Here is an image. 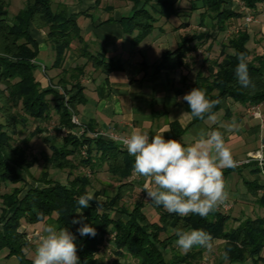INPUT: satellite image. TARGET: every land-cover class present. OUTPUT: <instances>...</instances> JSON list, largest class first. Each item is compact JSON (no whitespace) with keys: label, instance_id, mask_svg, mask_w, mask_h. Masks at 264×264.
<instances>
[{"label":"trees","instance_id":"obj_1","mask_svg":"<svg viewBox=\"0 0 264 264\" xmlns=\"http://www.w3.org/2000/svg\"><path fill=\"white\" fill-rule=\"evenodd\" d=\"M119 1L131 4L130 15L122 17L119 23L124 35H134L133 48L151 35L158 22L179 16L182 2L189 3V13L201 11L202 27L205 21L209 24L206 33L183 36L175 50L162 54L155 67L158 71L184 66L188 53L210 40L214 43L213 34L225 32L231 20L256 10L264 13V0H239L238 5L236 0ZM8 8L9 0H0V255L5 252V258H15L17 264H33L26 255L30 243L26 232L21 230L22 222L35 225L51 221L57 230L65 227L76 236L79 264H99L102 257L98 255L103 249L110 250L116 258H133L137 264H201L207 249L196 246L187 253L179 252L174 233L177 227L189 231L203 229L211 235L212 243L222 241L220 254L212 264L248 261L262 264L264 216L245 218L235 224L217 208L207 217L194 213L181 217L155 206L150 200L138 199L130 208L125 205V196L135 186L130 180L134 175V157L119 143L93 137L97 131L91 126L80 124L78 127L72 123L77 107L86 102L81 84L86 66L89 64L94 70L110 74L121 69L120 63L106 60L103 52L91 49L84 42L79 26L66 15L64 5L54 8L52 0H25L23 8L11 20L7 18ZM31 26L45 32L53 57L50 69L59 71L57 81L48 78L46 87L36 79L35 72L41 69L46 73V67L37 64L38 45L29 33ZM248 41L247 31L238 29L230 39L219 44L220 53L215 60H205L207 74L198 73L187 86L203 89L208 99L219 101L205 116L226 109L227 100L251 107L264 102V56L251 58L246 47ZM228 49L232 53H227ZM72 52L85 63L66 69L67 55ZM241 53L246 57L254 87L245 88L238 82L237 57ZM54 115L56 132L65 129L69 133L60 140L43 138L50 154H43L42 162L53 169L67 171L65 184L50 178L47 170H42L38 177L32 176L31 169L38 159H29L25 149L17 144L18 136L30 124L49 122ZM42 133L36 126L28 136L34 138ZM80 167L87 169L88 174L79 172ZM101 168L116 182V192L111 197L104 190H94L96 198L103 197L99 207L92 201L90 207L81 209L79 198L93 188L90 175ZM255 171L260 169L257 167ZM24 176L32 182L28 183ZM248 185L255 203L264 210V193L258 195L263 187L256 182ZM147 203L157 217L155 221L144 213ZM77 211H82V220ZM74 219L81 223L73 224ZM81 224L94 227L96 235L81 236L77 231Z\"/></svg>","mask_w":264,"mask_h":264},{"label":"crops","instance_id":"obj_2","mask_svg":"<svg viewBox=\"0 0 264 264\" xmlns=\"http://www.w3.org/2000/svg\"><path fill=\"white\" fill-rule=\"evenodd\" d=\"M65 10L66 15L76 21L84 42L91 49L103 52L106 60L118 61L121 65L119 71L110 74L94 70L89 64L86 66L85 75L81 79L86 102L76 109L78 122L91 126L95 131L114 132L120 137H128L133 128H139L148 133L149 137L162 134L165 139H177L184 145L192 144L198 138L200 129L205 133L220 131L237 164L234 168H225L230 169L229 171L223 170L228 199L216 208L229 215L235 224L245 218L264 216V210L255 203V197L248 190V184L256 182L263 187L258 195L264 193V164L260 166L250 158L258 151L264 158V106L259 107L261 117L257 118L252 116L251 106L227 100L226 109L217 110L204 116V119L194 121L183 115L190 110L187 102L182 99L190 92L191 89L187 86L194 82L196 75L207 74L208 64L205 60L213 61L219 56V44L223 42L220 37L227 41L238 29L246 28L250 43L246 47L251 52V58L264 56V46H261L264 43V13L259 10L253 12L254 20L249 24L244 21L247 13L240 19L231 20L225 32L213 34L216 38L214 47L208 49V45L212 43L210 40L205 52L200 50L203 48L201 46L188 53L181 68L158 71L155 67L161 61V55L177 48L180 32L189 36V31L194 27L199 30L197 34L207 32L209 24L205 21V27L200 25L201 11L179 14V23L167 25L168 21H163L157 24L151 35L133 48L131 39L134 35H124L119 23L122 17L130 15L131 6L127 12H123L121 8L106 7L99 0H77L76 5H67ZM259 16H262V20L258 19ZM108 19L111 21L106 22ZM29 33L38 45L37 64L40 66L38 62L44 63L47 60L51 64L53 57L45 41V32L31 26ZM227 53L232 51L228 49ZM84 63V59L72 52L67 55L65 68ZM54 71L46 67L45 72L51 78L53 76L49 73ZM36 79L46 87V74ZM209 116H214V119H209ZM257 167L260 171L256 172ZM24 179L28 183L32 182L26 176ZM130 180L135 184V194L147 195L143 191L146 178L134 174ZM115 192L116 189L109 195L112 197ZM147 201L148 197L145 202ZM43 223L47 222L27 226L34 230ZM215 242L222 243L214 241L213 244Z\"/></svg>","mask_w":264,"mask_h":264},{"label":"clouds","instance_id":"obj_3","mask_svg":"<svg viewBox=\"0 0 264 264\" xmlns=\"http://www.w3.org/2000/svg\"><path fill=\"white\" fill-rule=\"evenodd\" d=\"M236 76L242 87H254L249 76L246 57L238 55ZM190 111L183 113L190 119H204L219 102L207 98L203 89L194 87L182 97ZM214 119V116H209ZM198 138L189 145L177 139H165L162 134L149 137L148 133L133 128L122 143L129 155L134 157L133 173L146 178L143 191L155 206H162L168 213L181 217L190 213L201 217L214 211L228 199L223 176L225 168H234L231 149L220 131L205 133L200 129ZM95 201L97 207L103 197L96 198L89 191L78 200L81 209L90 207ZM82 217V211H77ZM73 220V224L81 223ZM81 236H95L96 229L89 224H81L77 229ZM39 235L33 264H79L76 236L67 228L57 230L55 225L44 229ZM176 245L185 253L193 247L212 249V237L203 229H174Z\"/></svg>","mask_w":264,"mask_h":264},{"label":"rangeland","instance_id":"obj_4","mask_svg":"<svg viewBox=\"0 0 264 264\" xmlns=\"http://www.w3.org/2000/svg\"><path fill=\"white\" fill-rule=\"evenodd\" d=\"M52 1H53V7L56 8V6L58 5L74 6L76 5L77 0H52ZM99 2L102 3L104 6L109 7L111 9H113L114 7L118 9L121 8L123 12H127L131 6L130 3H124L119 0H99ZM24 4H25V0H9V8H8V16H7L8 20H11L13 16L17 13V11L23 8ZM188 4H189L188 2L181 3V6H182V11L180 13L181 15L183 13H187ZM238 4H239V0H236L235 5H238ZM250 15H252V13ZM258 19L262 20V16H259ZM162 22L163 20L160 21V23L158 24H161ZM179 22L180 21L178 20L177 17H172L170 20H168L167 25H172V24L179 23ZM191 30H192L191 32L189 31V36L199 32V30L196 27H194ZM244 30H246V28H244ZM179 35L181 37L184 36L182 32H180ZM220 39L223 42H226L225 39L223 40V37L222 38L220 37ZM207 44L202 46L203 48H201L200 50L203 51L205 48H207L209 46V45L207 46ZM248 45L250 46V43H248ZM261 46H264V43L261 44ZM212 47H214V43H212L211 48ZM39 60L43 62L41 58ZM38 63L40 64L42 68L44 66V67H47L48 70L50 69L51 64L49 63L48 60L44 63H40V62ZM58 73L59 71H54V72H50L49 74L50 76H53L51 78L54 81H57L56 75ZM35 74L37 78H41L45 74L49 78V75L47 73L45 74L42 73L41 69L40 71H36ZM36 126H39V128L43 130V133L39 136H35L34 138H29L28 136L29 133ZM56 127H57V117L55 115L53 116V119L49 122L37 121L36 123H32L30 124L26 132H22L18 136L19 138H18L17 144L20 145L23 149H25L29 159L33 157L38 159V162L31 169L32 176L38 177L40 173L42 172V170H47L50 177H52L54 180L62 184H65L67 182V171H59L57 169H53L51 167H48L46 164L42 162V155L50 154L48 144L44 142L43 138L46 137V138L53 139V140H58V139L60 140L62 138L61 134L56 132ZM97 131H101V130H97ZM79 172L87 173V169L80 167ZM90 178L92 180V186H93V188L89 189V191L91 192H94V190H104L105 192H108L110 194L114 192V189H116V182L112 178H110V176L106 173L105 168H101L97 170V172L94 175L93 174L90 175ZM146 196L147 195H144V194L141 195V193H138L137 195L135 194V192L132 191L127 196H125L124 203L127 207L130 208L131 205L138 199L146 201L147 200ZM144 213L148 215V217L152 219L153 221L157 219L156 215L154 214L150 206L145 207ZM50 225H53L51 221H47V223H43L38 228L34 230H30L27 224L25 222H22L21 230L26 231L27 238L30 243V246L26 250V255L29 259L33 260L39 235L45 234L44 229ZM176 247L178 248L177 250L179 252L185 253L178 246ZM220 248H221L220 242H215L214 244L212 243V249L211 250L207 249V251L204 253L201 264H212L214 260L217 258V256L220 254ZM98 256L102 257V259H100L101 261L99 262V264H137L136 260L130 257L116 258L114 255L110 253V250H106V249L101 250ZM0 262L1 264H17V261L15 258L6 259L5 252L0 255Z\"/></svg>","mask_w":264,"mask_h":264},{"label":"built area","instance_id":"obj_5","mask_svg":"<svg viewBox=\"0 0 264 264\" xmlns=\"http://www.w3.org/2000/svg\"><path fill=\"white\" fill-rule=\"evenodd\" d=\"M244 21L246 24H249L253 21V17L252 15L248 14L245 18H244ZM260 106H264V102L260 105H257V106H254L250 109V112L252 114V116L254 117H257V118H260L261 117V114L259 112V107ZM72 123L77 125L78 127H80V123L78 122L77 118L75 116L72 117ZM68 131L65 130V129H61L60 131V134L62 137H65L68 135ZM82 133V129L79 131V134ZM93 137H96V136H100V137H103L104 139H107V140H110V141H113V142H116V143H119L122 147H124L122 141L127 138V137H120L118 136L117 134H115L114 132H111V133H106L104 131H97L95 132L94 134H92ZM125 148V147H124ZM82 155L84 156L85 153L82 152ZM251 159L255 160L256 162H258V164L261 166L264 164V158L261 156L260 152H256L255 154H253L251 157ZM250 161V160H249ZM248 161V162H249ZM108 239V237H106V240Z\"/></svg>","mask_w":264,"mask_h":264}]
</instances>
